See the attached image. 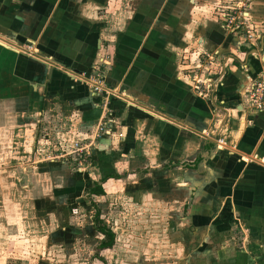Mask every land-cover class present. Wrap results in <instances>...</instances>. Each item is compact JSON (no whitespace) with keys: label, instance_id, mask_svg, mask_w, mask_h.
<instances>
[{"label":"crops","instance_id":"1","mask_svg":"<svg viewBox=\"0 0 264 264\" xmlns=\"http://www.w3.org/2000/svg\"><path fill=\"white\" fill-rule=\"evenodd\" d=\"M223 1L0 0V160L58 153L36 162L50 181L32 187L36 214L66 216L84 191L136 206L144 193L183 200L175 230L197 244L227 251L243 237L264 252V114L244 97L264 68V0L245 4L235 33ZM76 144L90 146V173L65 168ZM98 153L119 178L91 195Z\"/></svg>","mask_w":264,"mask_h":264},{"label":"rangeland","instance_id":"2","mask_svg":"<svg viewBox=\"0 0 264 264\" xmlns=\"http://www.w3.org/2000/svg\"><path fill=\"white\" fill-rule=\"evenodd\" d=\"M45 133L41 129L39 137L44 139ZM51 135L55 137L54 133ZM57 154L53 149L47 150L44 156H31L17 165L0 160V264H38L39 260L40 264H264V252L254 253L258 248L243 237L238 240L237 248L220 251L177 232L175 221L180 218L183 200L166 204V200L143 193L140 196L144 206H136L123 192L90 197L84 191L81 203L70 206L69 202L66 216L36 214L30 202L38 193L32 187L38 183L41 188L50 186L45 175L41 179L36 175V162L46 158L58 160ZM87 158V155H72L65 168L71 174L79 168L90 173ZM16 179H20L18 184ZM172 197L183 199V191L177 190ZM49 206L44 209L49 210ZM94 206L101 208L102 217L116 233L115 247L105 252L98 251L103 236L93 225ZM61 232L69 236V243L60 236ZM189 241L192 243L188 244Z\"/></svg>","mask_w":264,"mask_h":264},{"label":"built area","instance_id":"3","mask_svg":"<svg viewBox=\"0 0 264 264\" xmlns=\"http://www.w3.org/2000/svg\"><path fill=\"white\" fill-rule=\"evenodd\" d=\"M247 2L251 3L250 0H224L222 5L224 7L218 8L221 18L223 19L225 29L231 30L233 33L240 30L242 27L246 26V14L247 12L243 9L246 8ZM255 34L251 31H246L245 40L253 41L255 39ZM197 83L201 84V81ZM199 86L196 89L199 90ZM96 91H99L96 89ZM247 108L246 110L254 115L264 114V68L256 74V76L250 79L248 83L246 94ZM221 141V140H219ZM90 149L89 145H79L74 146L73 153L79 156L87 155L86 153Z\"/></svg>","mask_w":264,"mask_h":264},{"label":"trees","instance_id":"4","mask_svg":"<svg viewBox=\"0 0 264 264\" xmlns=\"http://www.w3.org/2000/svg\"><path fill=\"white\" fill-rule=\"evenodd\" d=\"M100 154L101 153H98V162L102 173V179H101V183L95 184V186L90 190L91 195H104L105 192L103 190V185L110 179L119 178V175L116 174L111 158L107 156H101ZM81 186H83V184ZM95 209H96V214L93 218V225L95 230L103 236L98 251L101 252L104 250L113 249L116 245V234L111 229V227L107 225L105 220L101 218L102 217L101 211L96 207ZM61 235L65 237V239H63L65 241H68L70 239L68 235L66 236L65 232H61L60 236Z\"/></svg>","mask_w":264,"mask_h":264},{"label":"water","instance_id":"5","mask_svg":"<svg viewBox=\"0 0 264 264\" xmlns=\"http://www.w3.org/2000/svg\"><path fill=\"white\" fill-rule=\"evenodd\" d=\"M217 136H218V134L217 135H215L214 137H215V142H214V144L216 145V143H217Z\"/></svg>","mask_w":264,"mask_h":264},{"label":"flooded vegetation","instance_id":"6","mask_svg":"<svg viewBox=\"0 0 264 264\" xmlns=\"http://www.w3.org/2000/svg\"><path fill=\"white\" fill-rule=\"evenodd\" d=\"M99 209V208H98ZM100 211H101V209H99ZM95 216V215H94ZM94 216H93V218H94ZM103 220H104V218L103 217H101ZM106 222V221H105ZM113 230V229H112ZM114 231V230H113ZM116 234V233H115ZM101 252H104V251H101Z\"/></svg>","mask_w":264,"mask_h":264}]
</instances>
